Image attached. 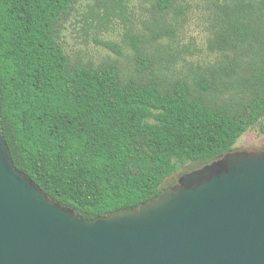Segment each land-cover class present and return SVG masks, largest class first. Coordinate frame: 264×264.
<instances>
[{"label": "trees", "instance_id": "trees-1", "mask_svg": "<svg viewBox=\"0 0 264 264\" xmlns=\"http://www.w3.org/2000/svg\"><path fill=\"white\" fill-rule=\"evenodd\" d=\"M72 3L0 0V116L14 167L78 216L137 209L169 188L172 175L232 152L264 116L261 95L229 113L181 82L163 92L123 84L114 65L69 68L56 26ZM136 63L139 72L148 67L144 58Z\"/></svg>", "mask_w": 264, "mask_h": 264}, {"label": "water", "instance_id": "water-1", "mask_svg": "<svg viewBox=\"0 0 264 264\" xmlns=\"http://www.w3.org/2000/svg\"><path fill=\"white\" fill-rule=\"evenodd\" d=\"M0 264H264V151L228 152L86 220L17 170L0 116Z\"/></svg>", "mask_w": 264, "mask_h": 264}, {"label": "rangeland", "instance_id": "rangeland-1", "mask_svg": "<svg viewBox=\"0 0 264 264\" xmlns=\"http://www.w3.org/2000/svg\"><path fill=\"white\" fill-rule=\"evenodd\" d=\"M158 2L73 0L56 26L69 68L114 65L123 84L153 83L163 92L181 82L193 97L229 113L264 97V0H169L161 11ZM138 58L147 61L146 70L138 71ZM261 126L264 116L232 152L264 151ZM181 175L163 186H174Z\"/></svg>", "mask_w": 264, "mask_h": 264}]
</instances>
